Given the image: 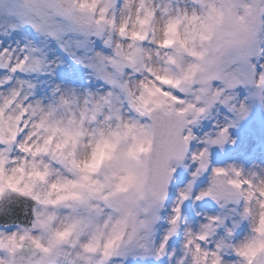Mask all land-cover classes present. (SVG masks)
I'll return each instance as SVG.
<instances>
[{
  "label": "snow or ice",
  "instance_id": "obj_1",
  "mask_svg": "<svg viewBox=\"0 0 264 264\" xmlns=\"http://www.w3.org/2000/svg\"><path fill=\"white\" fill-rule=\"evenodd\" d=\"M0 23V264H264V163L213 162L264 125V0H0ZM53 41L104 84H41Z\"/></svg>",
  "mask_w": 264,
  "mask_h": 264
},
{
  "label": "rangeland",
  "instance_id": "obj_2",
  "mask_svg": "<svg viewBox=\"0 0 264 264\" xmlns=\"http://www.w3.org/2000/svg\"><path fill=\"white\" fill-rule=\"evenodd\" d=\"M0 27L7 29L8 24L0 23ZM88 39L91 41V46L95 51L103 52L105 55L112 54L111 48L107 47L104 43L105 37L91 36ZM47 50L50 59H62L65 61V65L61 66L58 74L41 76L39 78L41 84H60L63 86L65 84V76L71 81V86L77 87L81 91L87 89L95 91L104 84L102 80L95 76L92 69L74 65L72 56L60 51L54 41L49 45ZM50 91L49 89V94ZM233 136L237 139L235 146L226 145L224 149H215L213 162L216 166L236 164L250 168L254 164L264 163V125L260 123L257 109L253 110V115L248 122L243 123L240 128L234 130ZM208 182V174H206L200 179L197 187H207ZM189 204L191 205L190 212L194 213L205 212L206 214H216L221 211L219 205L210 198L205 202H197L194 205H192V202H189Z\"/></svg>",
  "mask_w": 264,
  "mask_h": 264
}]
</instances>
